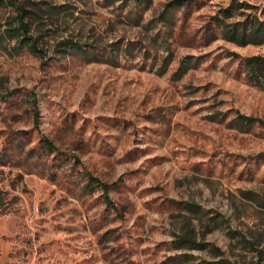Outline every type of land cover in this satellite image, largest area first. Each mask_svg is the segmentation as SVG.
Returning <instances> with one entry per match:
<instances>
[{
  "label": "rangeland",
  "instance_id": "obj_1",
  "mask_svg": "<svg viewBox=\"0 0 264 264\" xmlns=\"http://www.w3.org/2000/svg\"><path fill=\"white\" fill-rule=\"evenodd\" d=\"M0 1V264H264V44L224 37L264 0H14L44 58Z\"/></svg>",
  "mask_w": 264,
  "mask_h": 264
},
{
  "label": "trees",
  "instance_id": "obj_2",
  "mask_svg": "<svg viewBox=\"0 0 264 264\" xmlns=\"http://www.w3.org/2000/svg\"><path fill=\"white\" fill-rule=\"evenodd\" d=\"M135 4L140 7L144 4H150L152 0H134ZM3 1H0V5H2ZM27 3H31L27 1ZM184 0H175L172 3L166 6L165 12L160 16L161 22H166L171 19L172 12L176 9L181 8L184 4ZM4 5V4H3ZM6 6L11 7L16 14L15 17L8 23L7 28L4 30V38L11 43L15 44V47L20 51H28L30 54L39 56L44 58V52L39 46V40L34 38L31 34L33 21L36 18V14H33L30 10L27 9V6L22 2L16 3L14 0H10L5 3ZM52 11L56 10L54 7H50ZM231 10L227 13L230 14ZM231 15V14H230ZM142 12L136 13V21H140L142 19ZM249 30V31H248ZM224 37L227 41L236 43L240 46H248V45H261L264 44V23H253L249 26V29L246 25L244 27H240L239 25H234L232 28L227 27L224 33ZM62 46L70 47L76 52L84 55L85 57H92V61H101L98 54L92 53L89 54L86 50L77 44L72 42H64ZM236 55V54H233ZM110 60H108V63ZM243 65L247 72L248 81L260 87L264 91V58L260 56L248 57L243 60ZM187 68L183 66L180 68L179 73L184 74ZM237 121L240 124L246 125H254L256 123H260L257 119L252 117H247L239 114L237 117ZM45 148L50 152H55L54 146L50 142H46ZM88 185L87 187L90 190L100 188L104 193L105 203L107 206L113 208L118 211L116 206L114 205L112 199L109 196V191L111 189L110 186L103 184L97 178H94L91 174L87 175ZM190 243V242H186ZM193 247L197 249H203L204 245L197 244ZM207 264H215V263H207Z\"/></svg>",
  "mask_w": 264,
  "mask_h": 264
}]
</instances>
